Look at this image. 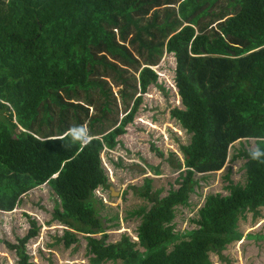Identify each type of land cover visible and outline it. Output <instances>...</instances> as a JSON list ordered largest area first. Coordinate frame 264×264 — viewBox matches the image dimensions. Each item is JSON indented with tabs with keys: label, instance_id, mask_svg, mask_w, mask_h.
Masks as SVG:
<instances>
[{
	"label": "trees",
	"instance_id": "obj_1",
	"mask_svg": "<svg viewBox=\"0 0 264 264\" xmlns=\"http://www.w3.org/2000/svg\"><path fill=\"white\" fill-rule=\"evenodd\" d=\"M164 53L174 57L181 104L170 117L190 136L175 161L180 185L159 197L145 180L139 195L151 206L135 212L137 239L108 242L93 205L95 190L110 186L100 154L133 122ZM73 125L87 126L88 144L65 147ZM260 137L264 0H0V210L48 184L57 197L50 221L64 226L56 242L69 247L82 234L90 264H212L211 253L242 238L239 219L264 207V165L249 158L252 149L239 151L245 184L205 195L184 232L175 210L189 204L196 174L220 170L235 141L264 149ZM26 217V233L4 242L17 264H36L27 244L40 226Z\"/></svg>",
	"mask_w": 264,
	"mask_h": 264
},
{
	"label": "rangeland",
	"instance_id": "obj_2",
	"mask_svg": "<svg viewBox=\"0 0 264 264\" xmlns=\"http://www.w3.org/2000/svg\"><path fill=\"white\" fill-rule=\"evenodd\" d=\"M174 68V57L164 53L158 64L152 66L158 75L157 83L150 85L142 94L133 122L127 125L126 133L117 138L119 143L113 149H105L100 154L110 186L95 190L93 205L99 216L106 219L108 242L118 241L125 233L137 239L136 230L141 218L135 212L140 207L145 206L147 210L151 206L150 201L139 195L145 180L151 182L152 193L159 190V197L180 185L179 173L182 169L176 167L175 161L183 160L179 145L187 144L190 136L170 117L172 107H181L173 79ZM112 89L117 97L118 113L122 116L125 103L117 92L118 88L114 86ZM152 147L162 152L163 156H158ZM254 147L252 139L235 141L220 170L208 173L205 178L195 175L198 182L190 195L189 204L178 206L175 210V230L184 232L194 227L190 218L208 193L227 194L231 183L245 184L246 175L242 166L245 159L238 152ZM233 155H236L234 160ZM133 165H140L143 169L130 167ZM56 203L57 197L50 186L42 184L25 193L12 211L0 210V264H17L15 253L6 247L4 241L15 243L17 237L26 233L29 228L26 215L33 217L40 226L39 234L27 244L32 261L36 264H90L82 234H78L79 241L69 247L56 242V237L64 228L58 222L50 221ZM259 211L256 216L247 212L239 219L242 238L230 243L219 255L211 253L212 264H264V238L254 237L264 234V207ZM247 234L253 237H247ZM94 236L99 237L100 234Z\"/></svg>",
	"mask_w": 264,
	"mask_h": 264
},
{
	"label": "clouds",
	"instance_id": "obj_3",
	"mask_svg": "<svg viewBox=\"0 0 264 264\" xmlns=\"http://www.w3.org/2000/svg\"><path fill=\"white\" fill-rule=\"evenodd\" d=\"M66 136L69 137L65 147H83L90 142L89 133L86 125H73L69 128ZM260 143L264 144V137L258 138ZM110 150V149H109ZM249 158L257 164L264 165V149L256 147L249 151Z\"/></svg>",
	"mask_w": 264,
	"mask_h": 264
},
{
	"label": "water",
	"instance_id": "obj_4",
	"mask_svg": "<svg viewBox=\"0 0 264 264\" xmlns=\"http://www.w3.org/2000/svg\"><path fill=\"white\" fill-rule=\"evenodd\" d=\"M130 167H134V168L139 169V170L143 169V167H141L140 165H133V166H130ZM111 189H113V188L111 187Z\"/></svg>",
	"mask_w": 264,
	"mask_h": 264
},
{
	"label": "built area",
	"instance_id": "obj_5",
	"mask_svg": "<svg viewBox=\"0 0 264 264\" xmlns=\"http://www.w3.org/2000/svg\"><path fill=\"white\" fill-rule=\"evenodd\" d=\"M89 138H91V137H89ZM105 149H107V148H105ZM107 150H109V149H107Z\"/></svg>",
	"mask_w": 264,
	"mask_h": 264
}]
</instances>
